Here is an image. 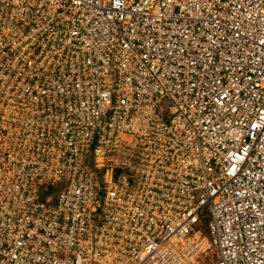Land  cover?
Masks as SVG:
<instances>
[{
  "label": "built area",
  "instance_id": "2783aa9c",
  "mask_svg": "<svg viewBox=\"0 0 264 264\" xmlns=\"http://www.w3.org/2000/svg\"><path fill=\"white\" fill-rule=\"evenodd\" d=\"M264 264V0H0V264Z\"/></svg>",
  "mask_w": 264,
  "mask_h": 264
},
{
  "label": "rangeland",
  "instance_id": "374dc122",
  "mask_svg": "<svg viewBox=\"0 0 264 264\" xmlns=\"http://www.w3.org/2000/svg\"><path fill=\"white\" fill-rule=\"evenodd\" d=\"M204 259H205V258H204ZM203 264H207V263H206V259H205V262H204Z\"/></svg>",
  "mask_w": 264,
  "mask_h": 264
}]
</instances>
